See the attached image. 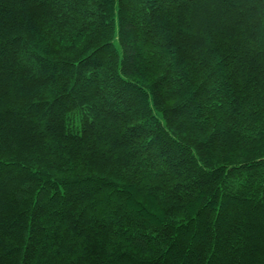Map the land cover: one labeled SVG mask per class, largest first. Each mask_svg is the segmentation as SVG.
I'll use <instances>...</instances> for the list:
<instances>
[{
	"label": "trees",
	"instance_id": "1",
	"mask_svg": "<svg viewBox=\"0 0 264 264\" xmlns=\"http://www.w3.org/2000/svg\"><path fill=\"white\" fill-rule=\"evenodd\" d=\"M0 264H264V0H0Z\"/></svg>",
	"mask_w": 264,
	"mask_h": 264
}]
</instances>
